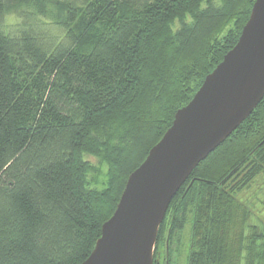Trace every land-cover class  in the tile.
Instances as JSON below:
<instances>
[{
	"label": "trees",
	"instance_id": "trees-1",
	"mask_svg": "<svg viewBox=\"0 0 264 264\" xmlns=\"http://www.w3.org/2000/svg\"><path fill=\"white\" fill-rule=\"evenodd\" d=\"M255 1L0 0V264L87 260ZM87 157L111 166L105 189ZM262 174L264 99L194 170L157 244L171 257L193 206L190 264H264V224L242 197Z\"/></svg>",
	"mask_w": 264,
	"mask_h": 264
},
{
	"label": "water",
	"instance_id": "water-1",
	"mask_svg": "<svg viewBox=\"0 0 264 264\" xmlns=\"http://www.w3.org/2000/svg\"><path fill=\"white\" fill-rule=\"evenodd\" d=\"M263 99L264 0H256L235 47L128 177L114 214L82 264H154L159 230L171 202L194 170Z\"/></svg>",
	"mask_w": 264,
	"mask_h": 264
},
{
	"label": "rangeland",
	"instance_id": "rangeland-1",
	"mask_svg": "<svg viewBox=\"0 0 264 264\" xmlns=\"http://www.w3.org/2000/svg\"><path fill=\"white\" fill-rule=\"evenodd\" d=\"M16 15H8L5 18V23L14 24ZM141 156V154H140ZM89 162L95 167V171L89 175V182L91 187L103 190L107 187L110 180L111 166L101 161L99 158L87 157ZM242 197L250 205L253 216L251 218V224L263 225L264 224V174L260 175L254 184L243 193ZM193 219V206L190 207L188 214V223L183 233H179L172 244V253L170 258V264H188L191 251V229ZM162 239L165 234L163 233ZM179 239V240H178ZM158 242V241H157ZM154 252V263L155 259L158 262V255L160 254L159 261L162 260L161 264L164 263L165 247L156 244ZM158 252V253H157ZM156 254V256H155Z\"/></svg>",
	"mask_w": 264,
	"mask_h": 264
},
{
	"label": "flooded vegetation",
	"instance_id": "flooded-vegetation-1",
	"mask_svg": "<svg viewBox=\"0 0 264 264\" xmlns=\"http://www.w3.org/2000/svg\"><path fill=\"white\" fill-rule=\"evenodd\" d=\"M160 256H161V255H158V262H157V264H161V262H162V260L159 261ZM170 258H171V257H170L169 249H168V247H167L166 254L164 255V263H163V264H170ZM188 264H190V259H189Z\"/></svg>",
	"mask_w": 264,
	"mask_h": 264
}]
</instances>
